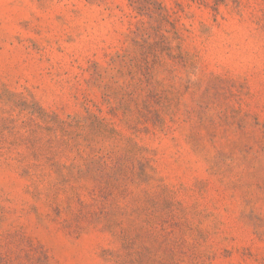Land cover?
Masks as SVG:
<instances>
[{
	"label": "rangeland",
	"instance_id": "rangeland-1",
	"mask_svg": "<svg viewBox=\"0 0 264 264\" xmlns=\"http://www.w3.org/2000/svg\"><path fill=\"white\" fill-rule=\"evenodd\" d=\"M0 264H264V0H0Z\"/></svg>",
	"mask_w": 264,
	"mask_h": 264
}]
</instances>
